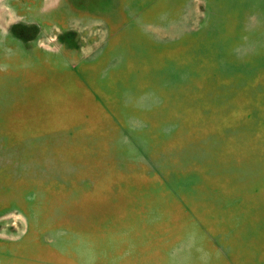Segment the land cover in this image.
I'll list each match as a JSON object with an SVG mask.
<instances>
[{"label": "rangeland", "instance_id": "rangeland-1", "mask_svg": "<svg viewBox=\"0 0 264 264\" xmlns=\"http://www.w3.org/2000/svg\"><path fill=\"white\" fill-rule=\"evenodd\" d=\"M0 264H264V0H0Z\"/></svg>", "mask_w": 264, "mask_h": 264}]
</instances>
